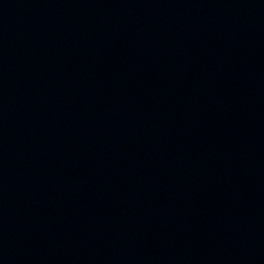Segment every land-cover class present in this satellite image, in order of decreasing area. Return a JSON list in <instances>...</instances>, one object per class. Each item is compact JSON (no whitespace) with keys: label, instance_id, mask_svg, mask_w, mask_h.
Here are the masks:
<instances>
[{"label":"water","instance_id":"water-1","mask_svg":"<svg viewBox=\"0 0 264 264\" xmlns=\"http://www.w3.org/2000/svg\"><path fill=\"white\" fill-rule=\"evenodd\" d=\"M0 264H264V122L145 53L0 6Z\"/></svg>","mask_w":264,"mask_h":264}]
</instances>
